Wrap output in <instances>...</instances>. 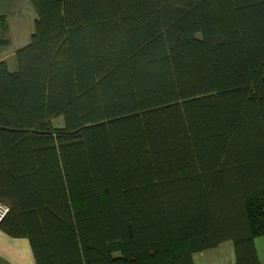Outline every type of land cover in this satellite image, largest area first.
<instances>
[{
  "label": "trees",
  "instance_id": "obj_1",
  "mask_svg": "<svg viewBox=\"0 0 264 264\" xmlns=\"http://www.w3.org/2000/svg\"><path fill=\"white\" fill-rule=\"evenodd\" d=\"M31 2L17 70L0 61V229L36 264H193L227 241L260 264L264 0Z\"/></svg>",
  "mask_w": 264,
  "mask_h": 264
},
{
  "label": "crops",
  "instance_id": "obj_2",
  "mask_svg": "<svg viewBox=\"0 0 264 264\" xmlns=\"http://www.w3.org/2000/svg\"><path fill=\"white\" fill-rule=\"evenodd\" d=\"M6 28L5 15L2 14L0 15V61L6 62L10 72H15L17 49L11 46L9 37L6 40ZM2 43H6L5 46ZM258 245L255 242L260 264H264V249L258 248ZM113 256L117 257L118 253H114ZM0 264H36L29 240L10 237L0 229ZM193 264H235L233 243L227 241L215 248L195 253Z\"/></svg>",
  "mask_w": 264,
  "mask_h": 264
},
{
  "label": "rangeland",
  "instance_id": "obj_3",
  "mask_svg": "<svg viewBox=\"0 0 264 264\" xmlns=\"http://www.w3.org/2000/svg\"><path fill=\"white\" fill-rule=\"evenodd\" d=\"M2 14L5 15L7 27L6 35L4 34L6 40L9 37V43L16 49L27 45L34 30L36 17L31 0H0V15ZM2 44L5 46L6 43ZM51 123L54 127H63V117L54 118ZM254 241L259 244L258 248L264 249V236H260Z\"/></svg>",
  "mask_w": 264,
  "mask_h": 264
},
{
  "label": "built area",
  "instance_id": "obj_4",
  "mask_svg": "<svg viewBox=\"0 0 264 264\" xmlns=\"http://www.w3.org/2000/svg\"><path fill=\"white\" fill-rule=\"evenodd\" d=\"M7 212H8L7 206H5L3 203L0 202V222Z\"/></svg>",
  "mask_w": 264,
  "mask_h": 264
}]
</instances>
